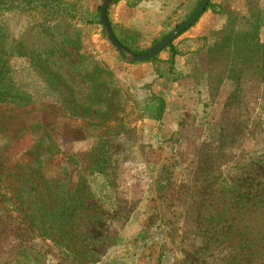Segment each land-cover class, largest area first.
Instances as JSON below:
<instances>
[{"label": "rangeland", "instance_id": "374dc122", "mask_svg": "<svg viewBox=\"0 0 264 264\" xmlns=\"http://www.w3.org/2000/svg\"><path fill=\"white\" fill-rule=\"evenodd\" d=\"M7 1L2 57L10 101L22 105L0 104V264H264L259 49L240 48L228 70L213 63L214 85L202 73L211 48L220 56L225 44L231 56L226 22L177 43L183 75L156 122L145 108L152 82H135L130 59L95 29L100 3L86 17L79 0L71 20ZM179 1L159 39L195 0ZM234 23V32L245 28ZM98 143L105 166L88 157Z\"/></svg>", "mask_w": 264, "mask_h": 264}, {"label": "trees", "instance_id": "16d2710c", "mask_svg": "<svg viewBox=\"0 0 264 264\" xmlns=\"http://www.w3.org/2000/svg\"><path fill=\"white\" fill-rule=\"evenodd\" d=\"M12 1H14L13 3H15L14 5L16 7L26 8L30 10H33L38 7H42L43 9H48L49 12L59 13L60 15L66 16L71 20H79L78 13L82 9V6L79 3V0H12ZM200 2L201 0H195V3L193 4L191 11L187 14L185 19H187L189 16H191L195 12ZM7 3H9L7 0H0V6L7 4ZM252 4L254 7V13L252 14V18L250 21H243L245 28L242 31L240 32L233 31V27L235 24L234 22H238L239 19L233 15L228 16V22H226V29L228 28L232 29L231 33H233L234 35V36L232 35L233 40H232L231 46L233 50L230 53L231 56H229V52L225 49L226 47L225 44L221 45L222 54L220 56L217 54L218 52H215L214 48H211L209 51V55H208V63L209 65L212 66V68L208 70L206 73L204 74L202 73V75L205 76L206 81L213 82L214 85L216 83H219L220 78H218V76L214 77L215 70H214L213 63L221 62L222 64L217 67H222L223 70L224 69L228 70V66L230 65V63H232L233 60L239 57L240 55L239 51H240V48L242 47H246V48L248 47L250 49H256V50L259 49L261 53V59H260L261 63L260 64L262 67H264V43H261L258 39L259 30L261 27L264 26V0H254ZM211 7H212V4L209 0L204 12ZM98 11H99V8H98ZM239 21H242V20H239ZM97 23L101 25L100 20H98ZM171 31L172 30L163 34L161 39L166 37ZM184 32H182L180 35H182ZM113 34L121 45H123L126 49L130 50L131 52L137 55L146 53L148 49L155 46L161 40L159 39V40L153 41L151 43L150 48H142V49L137 50L136 48H132L125 41L127 39L119 38L114 33V31H113ZM254 40L258 42V45L254 44V46H252L251 43H253ZM173 42L174 40L163 50L168 53L167 59L165 60L159 59L160 54H158L155 57L147 61V62L154 64V79L155 80L162 79L166 82L176 83L182 78L183 72L180 69H178L176 66L177 57L180 56V54L178 52L177 47L173 44ZM222 42H224V40ZM3 49H4V46H2V42H0V104L8 103V104H15L19 106L22 104H18V101L17 102H15V100L10 101L11 94H14L15 92L11 86L10 79L7 76L8 66H7L6 59L2 57ZM120 57L124 59L123 55H120ZM128 63L139 64L143 62H128ZM196 75L197 73L195 74V77ZM209 88L213 90L214 86L212 87L210 85ZM147 89L149 90V96L146 99L147 102H146L145 108L148 113V117L150 120L160 122L164 115L165 102L163 98L155 95L152 91H150L149 85ZM86 112H87V109L83 110L82 114H85ZM101 145H102L101 143H98L95 147H93L91 153L88 154V157L90 158L91 162L95 161L98 165L105 166L106 160L103 161V158H105V152L102 149ZM50 146L54 147L52 146V144H50ZM20 205H23V204H20ZM61 208L64 209V212H67L70 207L66 204H62ZM30 223L31 224L35 223L33 218L30 219Z\"/></svg>", "mask_w": 264, "mask_h": 264}, {"label": "crops", "instance_id": "0c3cea01", "mask_svg": "<svg viewBox=\"0 0 264 264\" xmlns=\"http://www.w3.org/2000/svg\"><path fill=\"white\" fill-rule=\"evenodd\" d=\"M102 1L103 0H84L83 15L89 17L87 11L88 13H92L94 3L96 2V5H98L99 3L101 4ZM116 1L110 4L107 9V19L114 33L119 37V33L121 32L124 38L131 34L138 35L152 43L155 40H159L161 34L165 32V27L170 24V22H165V20L168 19V13L172 5L171 1L176 2L177 0ZM253 1L254 0H210L212 7L203 12L195 23L177 38L174 45L184 40L187 41L202 37L208 32L218 31L225 22H228L229 15H233L242 21H250L254 13ZM95 29L96 31H101L102 25L97 23ZM96 39L97 35L94 37V41H96ZM258 39L261 43H264V26L259 30ZM159 54V59H167L168 53L166 51H162ZM180 59H182V56H180ZM125 63L130 65V71L134 73L135 82L146 79L150 80L152 82L150 86L152 92L165 99V103H167V92L170 88H174L176 86L175 84L168 83L162 79L155 80L154 64L150 62L146 61L139 64ZM167 107L168 105H166L164 116L167 115Z\"/></svg>", "mask_w": 264, "mask_h": 264}, {"label": "water", "instance_id": "95a60500", "mask_svg": "<svg viewBox=\"0 0 264 264\" xmlns=\"http://www.w3.org/2000/svg\"><path fill=\"white\" fill-rule=\"evenodd\" d=\"M116 0H103L99 6V20L107 36L110 45L120 54L128 57L131 62H146L162 52L177 36L189 28L204 12L209 0H201L195 12L175 27L166 37L161 39L155 46L151 47L146 53L137 55L121 45L113 34L107 19V9Z\"/></svg>", "mask_w": 264, "mask_h": 264}]
</instances>
